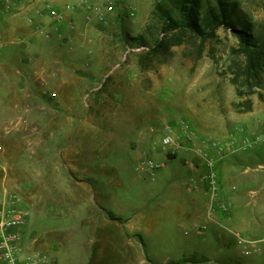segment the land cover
I'll list each match as a JSON object with an SVG mask.
<instances>
[{
  "label": "rangeland",
  "instance_id": "374dc122",
  "mask_svg": "<svg viewBox=\"0 0 264 264\" xmlns=\"http://www.w3.org/2000/svg\"><path fill=\"white\" fill-rule=\"evenodd\" d=\"M226 1L264 33V0ZM159 5L172 8L0 0V192L20 196L25 242L47 264H80L81 249L110 246L111 233L139 250L134 264H264V182L229 181L224 168L264 176V78L239 95L232 31L163 33ZM211 168L230 203L215 221Z\"/></svg>",
  "mask_w": 264,
  "mask_h": 264
},
{
  "label": "trees",
  "instance_id": "16d2710c",
  "mask_svg": "<svg viewBox=\"0 0 264 264\" xmlns=\"http://www.w3.org/2000/svg\"><path fill=\"white\" fill-rule=\"evenodd\" d=\"M172 8L164 10L161 27L163 33L175 35L191 33L203 40L216 34L220 27L229 28L238 40L234 57L229 64L231 81L239 95H250L262 86L264 78V33L253 32L250 22L237 13L236 7L226 0H170ZM164 46L162 39L156 38L155 48ZM261 97V94H260Z\"/></svg>",
  "mask_w": 264,
  "mask_h": 264
},
{
  "label": "built area",
  "instance_id": "2783aa9c",
  "mask_svg": "<svg viewBox=\"0 0 264 264\" xmlns=\"http://www.w3.org/2000/svg\"><path fill=\"white\" fill-rule=\"evenodd\" d=\"M100 19L103 15L100 14ZM174 144L171 137L163 139V145ZM252 145V144H251ZM246 148V145L243 146ZM213 167V164H210ZM210 188V201L207 217L215 221V211L227 213L230 203L219 195L217 175L213 168L207 175ZM29 210L24 207L18 194L6 188L0 192V264H47V256L35 248L34 240L25 242V228L28 223ZM245 241V240H244ZM242 243L243 239H239Z\"/></svg>",
  "mask_w": 264,
  "mask_h": 264
},
{
  "label": "crops",
  "instance_id": "0c3cea01",
  "mask_svg": "<svg viewBox=\"0 0 264 264\" xmlns=\"http://www.w3.org/2000/svg\"><path fill=\"white\" fill-rule=\"evenodd\" d=\"M226 168L229 172L234 171V175L230 172V176H228L229 181H233L234 179H237L238 181H245L246 183H251L253 181L255 182H264V176L261 174H254L253 177L250 178H241L237 176V165L232 162H227ZM232 174V175H231ZM262 192L259 196V199L257 200V213L259 217L260 226L264 225V184H262ZM234 218V213L232 212L231 217H220V223L223 224L225 222H231ZM218 222V221H217ZM119 233H111L108 237L110 246H102V247H96L92 249H81V252L78 253L79 257L77 261L80 264H134L136 259V255H139L140 252L138 249L134 248L133 246H130L128 242L125 241L124 246H119L116 242V239L119 237ZM122 238L128 237L129 235L124 233L121 234ZM142 262L145 261V259H141ZM53 264H57L53 263Z\"/></svg>",
  "mask_w": 264,
  "mask_h": 264
},
{
  "label": "bare ground",
  "instance_id": "6f19581e",
  "mask_svg": "<svg viewBox=\"0 0 264 264\" xmlns=\"http://www.w3.org/2000/svg\"><path fill=\"white\" fill-rule=\"evenodd\" d=\"M237 142V140H235V143Z\"/></svg>",
  "mask_w": 264,
  "mask_h": 264
}]
</instances>
